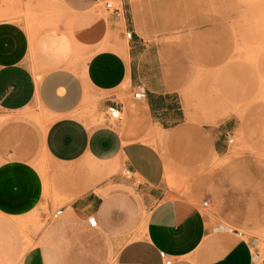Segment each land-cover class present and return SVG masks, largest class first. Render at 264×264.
Returning <instances> with one entry per match:
<instances>
[{"label": "crops", "instance_id": "1", "mask_svg": "<svg viewBox=\"0 0 264 264\" xmlns=\"http://www.w3.org/2000/svg\"><path fill=\"white\" fill-rule=\"evenodd\" d=\"M31 1L55 13L34 43L18 21L0 22V264H163L160 251L174 264H264L257 240L174 197L149 142L191 127L154 38L203 26L204 0H122L124 18L107 0ZM126 30L134 35L124 56L115 46ZM125 82L143 93L123 104ZM93 104L97 114L120 106L122 129L83 119ZM222 152L215 139L211 155ZM122 165L130 177L115 173ZM139 206L146 224L127 241Z\"/></svg>", "mask_w": 264, "mask_h": 264}, {"label": "rangeland", "instance_id": "2", "mask_svg": "<svg viewBox=\"0 0 264 264\" xmlns=\"http://www.w3.org/2000/svg\"><path fill=\"white\" fill-rule=\"evenodd\" d=\"M40 7V2L31 0H0V22L18 21L30 31L34 43L55 14L35 10ZM199 13L209 16L203 26L166 31L154 38L163 67L171 74L165 80L181 96L191 127L166 133L165 140L160 133V139L149 142L165 158L170 169L167 185L174 197L200 202L211 223L234 229L246 240H257L262 255L264 0H204ZM127 43L125 38L115 48L124 55ZM128 84L123 83L117 94L120 103L143 93L140 89L134 93ZM82 117L116 131L126 120L123 113V120L112 124L105 113L97 114L95 104L86 106ZM227 134L235 139L231 146ZM215 139L222 146L219 156L210 153ZM121 167L115 173L130 177ZM204 202L208 207H203ZM147 216L148 210L139 206L136 229L125 240L143 232ZM47 225L48 221L41 227ZM120 247L114 244L115 253Z\"/></svg>", "mask_w": 264, "mask_h": 264}, {"label": "built area", "instance_id": "3", "mask_svg": "<svg viewBox=\"0 0 264 264\" xmlns=\"http://www.w3.org/2000/svg\"><path fill=\"white\" fill-rule=\"evenodd\" d=\"M122 0H107L105 2V8L106 10L114 15L116 18H124V11L121 7ZM134 33L132 31L126 30L125 31V38L127 40H131ZM106 116L111 123H119L123 120V109L118 106L117 104H111L107 107L106 110ZM226 141L228 146H231L235 143V139L231 134H227ZM203 207H208V202L203 203ZM62 213V210L56 211L54 217L57 218ZM89 225L92 228H98V220L95 216H92L88 219ZM160 257L163 262V264H174L175 259L171 256H169L166 252L160 251Z\"/></svg>", "mask_w": 264, "mask_h": 264}, {"label": "bare ground", "instance_id": "4", "mask_svg": "<svg viewBox=\"0 0 264 264\" xmlns=\"http://www.w3.org/2000/svg\"><path fill=\"white\" fill-rule=\"evenodd\" d=\"M125 51H124V56H127L128 54H127V52H128V48H127V46L125 47V49H124ZM128 175V174H127Z\"/></svg>", "mask_w": 264, "mask_h": 264}]
</instances>
